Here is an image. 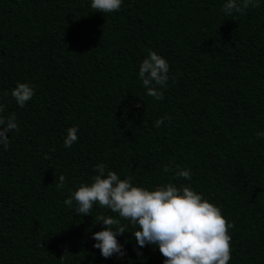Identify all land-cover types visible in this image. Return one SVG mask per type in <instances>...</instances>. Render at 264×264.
<instances>
[{
    "label": "trees",
    "instance_id": "1",
    "mask_svg": "<svg viewBox=\"0 0 264 264\" xmlns=\"http://www.w3.org/2000/svg\"><path fill=\"white\" fill-rule=\"evenodd\" d=\"M225 2L123 0L102 14L91 0H0V115L19 127L0 147V264H163L126 220L125 256L104 258L95 217L117 214L64 204L101 163L149 190L190 186L234 224L229 264H264V0L246 15L225 14ZM149 51L169 63L160 101L139 78ZM17 83L34 86L23 108ZM161 117L171 119L156 128Z\"/></svg>",
    "mask_w": 264,
    "mask_h": 264
},
{
    "label": "clouds",
    "instance_id": "2",
    "mask_svg": "<svg viewBox=\"0 0 264 264\" xmlns=\"http://www.w3.org/2000/svg\"><path fill=\"white\" fill-rule=\"evenodd\" d=\"M123 0H91V8L102 14L118 12ZM259 0H226L222 11L227 15L239 13L246 15L249 8H259ZM169 63L155 51H149L139 66V78L146 94L157 101L164 95L158 88L167 87L169 80ZM175 80V78H172ZM34 86L29 83H17L11 91L17 105L23 108L34 96ZM4 96L8 92L3 93ZM0 103V114L4 112ZM161 117L154 122L159 128L165 120ZM19 131L15 113L7 118L0 115V147L7 150L9 135ZM78 128L67 129L63 147L70 148L78 140ZM264 138V132L257 133ZM45 159H50L45 155ZM98 173L91 183H82L69 198L64 201L68 207L75 204L77 215H90L93 206L98 204L109 209L117 216L100 215L95 217L103 225L101 231L93 233L96 241L94 248L100 250L104 258L113 254L124 257L126 252L117 239L126 232L122 220L130 222L134 228L133 235L140 248L146 245L158 247L164 257L163 264H229L232 253V236L229 232L234 227L222 214L220 207L205 199L190 186L177 187L173 183L157 186L149 190L143 186H134L132 177L121 179L115 171H107L103 163L95 166ZM165 173L171 172L168 165L163 167ZM175 176L191 180L188 169H178ZM57 189H62L66 177L61 174L55 181ZM137 256H142L135 249ZM63 258V257H61Z\"/></svg>",
    "mask_w": 264,
    "mask_h": 264
}]
</instances>
